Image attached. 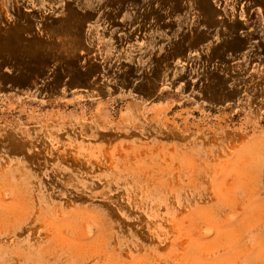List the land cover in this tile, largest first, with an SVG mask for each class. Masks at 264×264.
Listing matches in <instances>:
<instances>
[{
	"label": "rangeland",
	"instance_id": "374dc122",
	"mask_svg": "<svg viewBox=\"0 0 264 264\" xmlns=\"http://www.w3.org/2000/svg\"><path fill=\"white\" fill-rule=\"evenodd\" d=\"M0 264H264V0H0Z\"/></svg>",
	"mask_w": 264,
	"mask_h": 264
},
{
	"label": "bare ground",
	"instance_id": "6f19581e",
	"mask_svg": "<svg viewBox=\"0 0 264 264\" xmlns=\"http://www.w3.org/2000/svg\"><path fill=\"white\" fill-rule=\"evenodd\" d=\"M209 14V13H208Z\"/></svg>",
	"mask_w": 264,
	"mask_h": 264
}]
</instances>
